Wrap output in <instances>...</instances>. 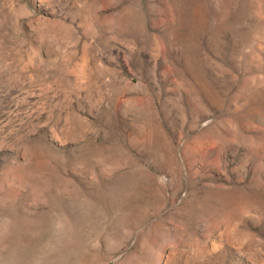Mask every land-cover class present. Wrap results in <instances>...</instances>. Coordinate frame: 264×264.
<instances>
[{
    "label": "rangeland",
    "instance_id": "1",
    "mask_svg": "<svg viewBox=\"0 0 264 264\" xmlns=\"http://www.w3.org/2000/svg\"><path fill=\"white\" fill-rule=\"evenodd\" d=\"M0 264H264V0H0Z\"/></svg>",
    "mask_w": 264,
    "mask_h": 264
}]
</instances>
